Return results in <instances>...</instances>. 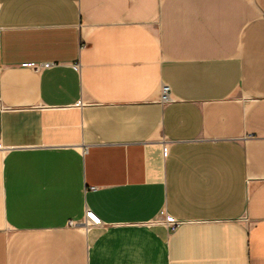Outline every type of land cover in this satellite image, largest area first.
Returning a JSON list of instances; mask_svg holds the SVG:
<instances>
[{
  "label": "crops",
  "instance_id": "1",
  "mask_svg": "<svg viewBox=\"0 0 264 264\" xmlns=\"http://www.w3.org/2000/svg\"><path fill=\"white\" fill-rule=\"evenodd\" d=\"M0 264H264V0H0Z\"/></svg>",
  "mask_w": 264,
  "mask_h": 264
},
{
  "label": "built area",
  "instance_id": "2",
  "mask_svg": "<svg viewBox=\"0 0 264 264\" xmlns=\"http://www.w3.org/2000/svg\"><path fill=\"white\" fill-rule=\"evenodd\" d=\"M51 65L50 64H46L43 65V67H50ZM170 87L168 85H164L163 88H162V102L163 103H168L171 101V95H170ZM86 213V217L88 219L87 221V224L88 226H101L102 222L101 220L94 214V213H90V211H87L85 212ZM164 223H166L167 225L171 226V227H177L179 225V222L173 218V217H170V216H167ZM73 224V223H72Z\"/></svg>",
  "mask_w": 264,
  "mask_h": 264
}]
</instances>
